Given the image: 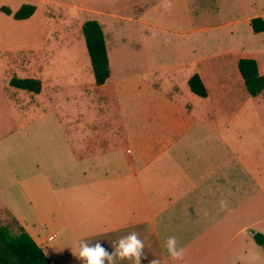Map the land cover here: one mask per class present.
I'll list each match as a JSON object with an SVG mask.
<instances>
[{
    "label": "crops",
    "instance_id": "crops-1",
    "mask_svg": "<svg viewBox=\"0 0 264 264\" xmlns=\"http://www.w3.org/2000/svg\"><path fill=\"white\" fill-rule=\"evenodd\" d=\"M5 1L12 11L20 6V0H0V6ZM44 2L64 7L63 12L56 9L57 14L63 15V20L79 22V32L76 39L65 35L70 39L66 45L71 47L70 59L57 61L47 55L48 43H20L23 36L40 38L42 26L32 17L38 12L51 14L49 6L35 5L29 18L20 19L27 23L18 33L0 29V149L7 154V163H16L14 170L20 172L12 182H8V176H0V223L8 227V219H13L18 229L23 227L44 248L46 255L48 250L47 257L53 264H80L74 254L80 239L125 230L135 232L144 242L141 264L153 260L159 264L234 263L238 252L235 234L239 237L241 231L250 228L242 223L250 213L243 201L249 197L250 182L260 177L243 156L234 157L230 134L233 123L219 126L221 141L211 139L210 124L202 121L203 113L194 110L197 105L190 100L193 96L188 94L187 89L192 91L187 81L198 73L207 88V96L201 98L210 101L215 95L223 100L230 99L241 82V75L233 70L240 58L256 59L259 72L264 74L258 53L243 41L239 27H234L245 22L246 32L252 33L255 40L264 37V31L254 32L250 25L251 18L264 17V0H40ZM86 20L98 21L104 33L110 75L102 85L94 82L85 39L80 34ZM170 20L178 22L175 32L180 43L196 36L210 38L204 51L213 53L211 70L198 67L202 58H186L184 45L180 50L157 55L158 43L171 27L155 21ZM30 50L37 55L28 57ZM189 63L196 67L186 73L178 71V75L175 72L166 79L151 77L180 70ZM13 77L39 79L40 92L10 85ZM161 81L166 88L160 86ZM78 98L86 104L81 114L88 116L92 108L113 119L110 126L80 127L79 131L85 133L82 138L89 139L82 141V157L70 149L71 160L88 161L99 172L72 173L76 187L72 184L65 187L66 191L61 188L64 193H56L54 204L58 205L50 217V244L46 247L45 240L35 230L32 232L35 225H28L15 208L14 191L29 193L36 203L42 183L50 181L51 176L42 177L35 166L40 162L24 157L21 148L25 146L27 123H35L38 105L42 103L45 111L59 114L60 102L69 103L72 110ZM209 114H205L206 120ZM63 119L62 114L56 117L58 122ZM225 126L226 133L222 128ZM22 162L30 164L28 174ZM63 196L64 202H59ZM254 212L264 215V200L255 204ZM236 223L243 227L239 225L235 231ZM169 236H175L178 247L184 249L181 260H174L164 246ZM98 241L111 252L118 240L105 237L104 242ZM239 251L243 257L244 249ZM116 264L133 261L117 259Z\"/></svg>",
    "mask_w": 264,
    "mask_h": 264
},
{
    "label": "rangeland",
    "instance_id": "rangeland-1",
    "mask_svg": "<svg viewBox=\"0 0 264 264\" xmlns=\"http://www.w3.org/2000/svg\"><path fill=\"white\" fill-rule=\"evenodd\" d=\"M57 1L61 3L66 2V0ZM23 3H30L36 6H49L51 14L48 13L46 15L41 12L35 14V17H32V20L38 24H41L42 26V34L40 38L36 37L34 40V38L31 39L29 36H23L20 38V43L29 46L32 44L43 45L48 43V49L50 51L47 53V55L53 56L57 61H66L67 59H70L71 47L69 49V46H66L70 39L65 35L68 33L69 35H72L74 39H76L77 33L79 32V22H71L61 19L63 15L57 14V10L63 12L65 8L61 7L59 4L48 2L40 3V0H20V5ZM6 5H8L7 1L2 3L1 6ZM3 20L4 27L2 26ZM26 23L27 21L15 20L10 15H5L0 10V29L3 28L6 31H16V33H18L20 28ZM155 23H164L171 27V31L168 33L165 32L167 35H164V37H162L158 43L159 53L157 55L162 56L164 53H168L170 50H177L178 48L180 50L181 46L184 45L183 51L188 52V55L185 56L186 58L190 55L202 58V62L198 67H204L207 72L211 70L209 67H212V62L214 59L213 53L204 51V48L207 47L205 45H209L210 38H204L206 36L202 35L191 37L185 43H180L178 35L175 32V29H178L177 20L155 21ZM237 26L240 29L243 41H245L247 44H250V48L258 53V61L261 62L260 71L264 73L263 35H260V37L255 40L252 33L249 34L246 32L247 24L245 22L234 25V27ZM36 32L38 33V29ZM80 34H82V31H80ZM12 39L13 38H11V40ZM16 39L17 37H15V40ZM199 40L203 42L201 45L197 43ZM205 40H207V43H204ZM200 47H202L201 52L199 50ZM75 49L76 48H74V50ZM26 55L28 57H33V55L37 54H34L30 50ZM187 65L188 66H184L180 70L177 69L172 72L163 71L155 74L154 76L151 75V77L155 78L157 76L166 79L167 77H170V74L177 72L178 75V71L186 73L196 67L192 63ZM233 70L240 77L236 65H234ZM160 84L161 87L166 88L163 81H161ZM229 85L231 87L230 83ZM184 86L185 88H188L187 84H184ZM168 87L170 88L172 86ZM187 90L189 92L188 94H192L191 96H193L191 99V96H188V99H190L192 102H195L197 105V108L194 107L195 109H193L203 113L201 117L202 121L204 123L210 124L209 133L211 134V139L214 141H221L222 137L219 126H224L226 123H233V129L230 134L234 146V157L237 158L243 156V158L248 162L251 171L258 170V177H260V179L256 182H250L249 197L245 196L243 201V205L250 208V213L248 216L245 215L242 223H244V227L247 224L250 225V228L247 231L240 230L242 234L239 235V237L235 234L234 247L238 245V252L235 254V260L232 264H264L263 248L255 242L252 234L257 231L264 233V215L254 212L255 204L258 201L262 203L264 200V91L259 96H251L246 91L242 79L241 82H239L231 92L230 99L225 98L222 100L215 95H211L210 101H205L203 98L198 97L197 95L190 92L189 89ZM185 98L186 97L184 96V99ZM204 102H207V105ZM44 107L42 103L38 105V107L35 109V123H27L28 130L24 138L25 146L21 148V150L24 157L35 158V161L40 162L35 166L38 169L37 172L42 177L50 175L51 178L50 181L42 183L40 199L38 202L35 203L33 199L29 197V193L23 194L20 189H17L14 191L17 195L14 205L19 213L22 212V215L27 220L25 221L28 225H35V228H31L32 232L35 230L39 235L38 237L45 240L43 246L47 247L50 244V242L47 240V237L51 232L50 217L52 215L53 208H56L58 205V203L54 204V197L56 193H58L62 187L65 188L67 186V188H69L72 184H74L76 187V177L74 181H71L72 173H80L81 171L85 173L99 172L98 167H96V165L93 166L92 163L90 164L88 161L79 160L78 162L73 163L71 160L72 158L70 149L72 148L73 152L77 156L82 157V148L85 145V143L82 141L86 142L89 139L87 136L82 138L85 133L82 134L79 131L80 127L82 125L85 126L86 124L89 125L90 128L92 126H110V122L113 118L99 115L97 112L95 113V109L92 108L88 116L86 113L81 114V110L86 109V104L85 101L79 98L74 102L72 110H70L71 106L69 103L66 104L65 102H60L58 111L59 114H62L65 118L62 122H58L56 120V117L59 114H56L54 110L51 111L50 109L45 111ZM66 109L68 115H65ZM70 112H72L71 115ZM207 113H210L208 120L205 119V114ZM226 126L222 127L224 132ZM66 127L67 131H65ZM193 133L196 132L194 131ZM7 157L8 156L4 150L0 149V176H8V182H12L16 176H20V172L14 170L16 163L13 165L7 163ZM23 165L25 173L28 174L31 169L30 164L23 163ZM255 183L258 185L257 191ZM67 188H65L64 191H66ZM59 193L64 192L60 191ZM58 201L64 202V196ZM35 205H37L38 208L34 207ZM242 223L241 225L236 223L235 228H237L239 225L240 227H243ZM6 224L8 225L11 233L14 234L17 232V223L13 219H8ZM240 227L235 229V231L239 230ZM238 233L239 232H237V234ZM128 234L129 230L116 231L107 234L106 236L96 233L94 235L90 234L88 236V240H90L92 243H95L97 240H103L104 242L105 237H111L115 240H119L121 237ZM241 248H243L245 251V255L243 257H241V252L239 251ZM42 249L44 250L43 247ZM238 261L239 263H237ZM228 264L231 263L228 262Z\"/></svg>",
    "mask_w": 264,
    "mask_h": 264
},
{
    "label": "trees",
    "instance_id": "trees-1",
    "mask_svg": "<svg viewBox=\"0 0 264 264\" xmlns=\"http://www.w3.org/2000/svg\"><path fill=\"white\" fill-rule=\"evenodd\" d=\"M36 6L23 3L18 9L12 11L8 6H1L0 10L12 15L14 19L29 18L35 12ZM254 32L264 31V17L256 16L250 20ZM85 39L86 49L91 61L93 79L96 85H102L110 75L109 60L107 55L104 33L98 21L86 20L81 26ZM238 70L243 79L247 92L255 97L264 91V74L259 72L257 60L252 57H242L238 60ZM190 90L200 97L207 96V88L198 73L188 78ZM10 85L32 91L41 90V81L34 78H16L10 80ZM255 242L264 251V233L253 234ZM0 264H53L47 257L42 247L23 228L19 227L16 234L0 223Z\"/></svg>",
    "mask_w": 264,
    "mask_h": 264
},
{
    "label": "clouds",
    "instance_id": "clouds-1",
    "mask_svg": "<svg viewBox=\"0 0 264 264\" xmlns=\"http://www.w3.org/2000/svg\"><path fill=\"white\" fill-rule=\"evenodd\" d=\"M223 205V202H221ZM169 255L174 260H181L184 255V249L178 247L177 238L169 236L165 240ZM144 242L135 232H131L121 237L116 243L112 251H108L100 241L95 243L82 238L78 241V251L75 254L80 264H116L117 259H129L133 264H141V256L143 254ZM151 264H159L158 260H153Z\"/></svg>",
    "mask_w": 264,
    "mask_h": 264
}]
</instances>
